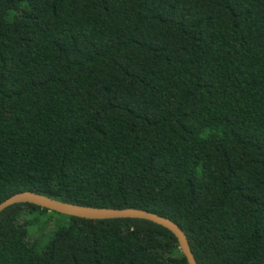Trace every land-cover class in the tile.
<instances>
[{
	"label": "trees",
	"instance_id": "16d2710c",
	"mask_svg": "<svg viewBox=\"0 0 264 264\" xmlns=\"http://www.w3.org/2000/svg\"><path fill=\"white\" fill-rule=\"evenodd\" d=\"M24 191L168 218L197 264H264V0H0V203ZM33 212L66 220L42 247ZM0 264L188 262L152 222L16 204Z\"/></svg>",
	"mask_w": 264,
	"mask_h": 264
},
{
	"label": "water",
	"instance_id": "95a60500",
	"mask_svg": "<svg viewBox=\"0 0 264 264\" xmlns=\"http://www.w3.org/2000/svg\"><path fill=\"white\" fill-rule=\"evenodd\" d=\"M16 204H30L49 212H56L61 215L76 217L85 220H110V219H139L152 222L170 231L179 244L180 251L185 256L188 264H197L191 252L187 237L184 231L168 218L155 213L135 208H101L94 206L78 205L58 201L44 195L24 191L16 193L0 203V213L10 206Z\"/></svg>",
	"mask_w": 264,
	"mask_h": 264
},
{
	"label": "rangeland",
	"instance_id": "374dc122",
	"mask_svg": "<svg viewBox=\"0 0 264 264\" xmlns=\"http://www.w3.org/2000/svg\"><path fill=\"white\" fill-rule=\"evenodd\" d=\"M21 217V223L25 224L27 230L28 242H37L39 247L45 245L51 235L66 224L65 219L50 213L33 212Z\"/></svg>",
	"mask_w": 264,
	"mask_h": 264
}]
</instances>
